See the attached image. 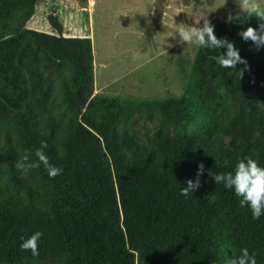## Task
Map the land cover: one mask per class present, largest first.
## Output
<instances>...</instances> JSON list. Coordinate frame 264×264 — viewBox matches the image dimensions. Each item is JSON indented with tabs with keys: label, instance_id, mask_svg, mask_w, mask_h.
<instances>
[{
	"label": "trees",
	"instance_id": "trees-1",
	"mask_svg": "<svg viewBox=\"0 0 264 264\" xmlns=\"http://www.w3.org/2000/svg\"><path fill=\"white\" fill-rule=\"evenodd\" d=\"M34 3L0 0V264H223L245 247L264 264V215L253 219L212 177L248 157L264 167V45L239 35L264 21L213 23L247 68H222L209 56L226 49L198 47L180 96L103 97L93 94L90 37L64 36L52 13V32L15 25ZM56 103L59 120L45 122ZM154 116L151 150L123 155L139 140L135 122ZM41 141L63 169L54 179L43 165L27 175L15 168L25 150L36 159ZM197 178L199 188L181 195ZM36 231L33 256L20 244Z\"/></svg>",
	"mask_w": 264,
	"mask_h": 264
},
{
	"label": "rangeland",
	"instance_id": "rangeland-1",
	"mask_svg": "<svg viewBox=\"0 0 264 264\" xmlns=\"http://www.w3.org/2000/svg\"><path fill=\"white\" fill-rule=\"evenodd\" d=\"M92 7L93 28L86 21ZM239 12V0H35L29 17L8 9L9 15L16 14L17 27L52 32L47 20L52 13L62 22L63 35L92 33L98 88L93 94L163 100L181 95L198 48L195 44L178 42L175 33L178 25H194L202 16L213 24L226 19L229 13L235 16ZM2 21L7 22V18ZM63 70L70 71L67 67ZM50 72L46 70L45 76L50 77ZM53 96L55 101L62 96L58 80ZM59 118L60 106L56 103L44 115V121ZM157 125L156 116L135 122L133 129L139 140L121 153L130 157L151 150ZM227 140L224 138V143Z\"/></svg>",
	"mask_w": 264,
	"mask_h": 264
},
{
	"label": "clouds",
	"instance_id": "clouds-1",
	"mask_svg": "<svg viewBox=\"0 0 264 264\" xmlns=\"http://www.w3.org/2000/svg\"><path fill=\"white\" fill-rule=\"evenodd\" d=\"M240 12L235 16L228 14L226 22L240 21L241 14L245 18L255 15L261 21H264V0H239ZM201 19L203 23L201 25ZM214 25L207 16H202L194 25L179 24L175 33H178L180 43L195 44L197 47L220 50L226 49V52H220L217 55L209 56V60L215 61L222 68L236 69L238 63L244 64L247 68V62L239 54L233 41L227 37L218 38L214 32ZM241 38L245 41H252L257 47L264 45V22L260 23L259 30L252 26L239 32ZM244 69L237 70L238 75L242 77ZM48 148L46 141H41L38 148L35 149V160L31 159L32 153L25 150L24 154L16 161L15 168L23 175H27L31 170L38 169L41 165L47 170L50 178L61 175L63 169L50 163L49 157L45 152ZM204 165L198 166L197 177L203 174ZM216 184H223L226 189H231L239 197L241 208H249L253 219H259L264 215V167L250 157L241 159L235 166L234 171L227 173H218L212 176ZM200 181L188 180L187 186L180 188V194L187 197L197 190ZM43 233L36 231L28 238L21 237L20 248L24 251H30L33 256L39 255L38 245ZM223 264H257L256 254L250 253L248 248H242L239 255L225 256Z\"/></svg>",
	"mask_w": 264,
	"mask_h": 264
},
{
	"label": "crops",
	"instance_id": "crops-1",
	"mask_svg": "<svg viewBox=\"0 0 264 264\" xmlns=\"http://www.w3.org/2000/svg\"><path fill=\"white\" fill-rule=\"evenodd\" d=\"M94 7V6H93ZM93 7L90 8V10H88L87 12V18H86V21L87 23L89 24V26H91V28H93V23H94V15H93ZM55 15V14H54ZM57 16V15H56ZM99 20H103L101 18H99ZM60 21V20H59ZM61 22V21H60ZM62 24V22H61ZM63 26V25H62ZM64 36H68V37H90L91 38V42H93V38H92V33H91V36L88 34V35H74V34H65L64 33ZM93 47V46H92ZM92 51H93V48H92ZM93 62H94V57H93ZM93 75H94V93L95 92H98V88L95 86V72H94V65H93Z\"/></svg>",
	"mask_w": 264,
	"mask_h": 264
}]
</instances>
